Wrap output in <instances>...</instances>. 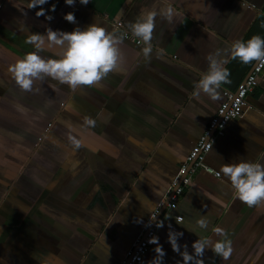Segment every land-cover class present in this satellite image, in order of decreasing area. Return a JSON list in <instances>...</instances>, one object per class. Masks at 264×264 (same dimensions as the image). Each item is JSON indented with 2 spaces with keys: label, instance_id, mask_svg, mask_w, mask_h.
<instances>
[{
  "label": "crops",
  "instance_id": "crops-1",
  "mask_svg": "<svg viewBox=\"0 0 264 264\" xmlns=\"http://www.w3.org/2000/svg\"><path fill=\"white\" fill-rule=\"evenodd\" d=\"M26 3L0 0V264H118L166 201L225 93L237 91L256 63L228 58L223 67L230 82L217 89L219 98L195 93L210 55L226 57L232 42L264 38V0H88L71 6L48 0L40 7L51 20L37 17V8H23ZM165 6L174 14L155 18L145 58L144 43L132 41L139 39L127 24L141 11ZM68 12L75 23L63 19ZM92 23L122 38L121 62L100 81L70 89L45 78L24 91L5 71L35 51L25 43L29 33L70 32ZM56 51L39 54L56 58ZM239 160L264 164V70L242 115L228 123L203 163L218 174ZM201 217L205 229L195 224ZM161 221L162 264H183L167 243L169 230L183 233L177 243L189 252L198 238L231 240L227 260L207 247L198 258L203 264H264V202H241L223 174L194 172Z\"/></svg>",
  "mask_w": 264,
  "mask_h": 264
},
{
  "label": "clouds",
  "instance_id": "clouds-1",
  "mask_svg": "<svg viewBox=\"0 0 264 264\" xmlns=\"http://www.w3.org/2000/svg\"><path fill=\"white\" fill-rule=\"evenodd\" d=\"M76 2L85 5L88 0H63V3L68 6ZM46 3L48 0H27L26 7L23 8H37L35 15L39 17L45 14V9L40 6ZM48 10L49 12L54 11L55 4L49 5ZM173 14V8L165 6L159 12L156 10L141 11L134 21L128 22L127 28L132 36L137 37L145 45L140 49L145 58H148L152 51L150 41L155 18L160 15L170 20ZM44 18L45 20L52 19L50 15H44ZM63 19L69 23H75L71 12L65 13ZM25 43L31 44L35 51L16 59L5 69L15 84L24 91H32L33 83L43 81L45 78L65 84L70 89L92 85L100 81L109 71L117 68L122 60L118 47L122 43L121 36L107 32L97 23L89 24L84 28L77 26L70 32L45 28L43 33H29ZM45 49H56V58L41 56L39 52ZM225 51L226 57L218 53L208 57V71L194 82L196 94L203 92L213 100L219 98L217 89L222 83L230 82L229 72L223 67L228 58L238 59L243 64H248L250 61L264 64V38L259 35H253L246 41L236 40ZM85 123L92 124L93 121L85 118ZM75 143L78 144V142ZM219 174H223L230 182L234 196L247 206L251 207L264 202V164L239 160L222 165ZM195 224L200 229H205L208 221L201 217L195 221ZM155 226L162 227V221ZM212 231L225 237L222 228L215 227ZM182 234V232L169 230L167 243L173 252L179 253L183 264H203V260L198 258L203 257L207 247H210V251L222 260H227L232 252L231 240L226 237L215 241L207 237L195 239L190 245L191 252H189L187 245L177 243V238ZM147 243L155 245L152 249L155 255L144 264H162L164 252L158 243V238L151 236Z\"/></svg>",
  "mask_w": 264,
  "mask_h": 264
},
{
  "label": "built area",
  "instance_id": "built-area-1",
  "mask_svg": "<svg viewBox=\"0 0 264 264\" xmlns=\"http://www.w3.org/2000/svg\"><path fill=\"white\" fill-rule=\"evenodd\" d=\"M115 28L121 26L120 22L113 25ZM135 44L140 45V40H132ZM264 70V64L256 62L251 72L246 77L243 85L235 92H226V99L220 105V108L214 116L204 134L200 137L193 151L190 153L187 163L183 165L178 172V178L172 183L171 189L173 190L166 208L168 211L176 208L178 199L182 196L185 189L189 186L192 174L198 169H203L207 173L214 174L216 177L219 175L212 169L205 166L203 161L205 156L210 151L213 143L224 136V131L228 123L232 120L238 119L242 115V108L245 105V99L248 94L252 93L258 85V79ZM190 163L191 166H190ZM190 166V167H189ZM158 211L154 212L151 217L146 221L141 237L135 243L133 248L127 253L123 260L118 264H144L145 256L154 246L147 243L149 237L156 236L157 227L155 218ZM180 221L179 218H176ZM147 225V226H146ZM138 258V259H134Z\"/></svg>",
  "mask_w": 264,
  "mask_h": 264
},
{
  "label": "water",
  "instance_id": "water-1",
  "mask_svg": "<svg viewBox=\"0 0 264 264\" xmlns=\"http://www.w3.org/2000/svg\"><path fill=\"white\" fill-rule=\"evenodd\" d=\"M251 72V71H250ZM192 163H190V166H191ZM189 166V167H190ZM173 190H171L169 196L167 197L166 201L162 204L161 208L158 210V213L156 215V218H155V222L158 221V219L160 218V216L162 215L164 209L166 208V205L168 204V201L170 199V195L172 194Z\"/></svg>",
  "mask_w": 264,
  "mask_h": 264
}]
</instances>
